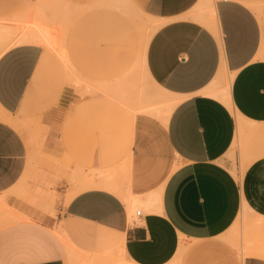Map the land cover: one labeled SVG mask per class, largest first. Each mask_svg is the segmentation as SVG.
I'll return each mask as SVG.
<instances>
[{"label": "crops", "instance_id": "1", "mask_svg": "<svg viewBox=\"0 0 264 264\" xmlns=\"http://www.w3.org/2000/svg\"><path fill=\"white\" fill-rule=\"evenodd\" d=\"M36 1L0 0V23L32 14ZM131 1L160 22L141 50L142 67L175 105L160 129L151 119L157 104L134 110L121 155L96 146L88 152L81 136L77 152L66 138L60 142L64 115L75 109L71 57L78 53L86 66L92 46L80 39L75 45L70 34L60 52L69 79L46 95L36 78L47 54L41 41L31 30L0 38V264H66L72 250L83 258L106 241L120 245L130 264H170L179 255L182 264H264L257 255L240 257L222 239L243 206L264 218V0ZM101 31V76L112 83L134 65L137 26L113 10ZM48 54L57 71V58ZM225 82L231 108L213 96ZM15 118L47 128V150L64 161L53 201L19 192L27 145ZM161 142L177 164L168 173L167 161L157 164ZM67 160L80 162L73 179ZM132 204L146 211L132 216Z\"/></svg>", "mask_w": 264, "mask_h": 264}, {"label": "rangeland", "instance_id": "2", "mask_svg": "<svg viewBox=\"0 0 264 264\" xmlns=\"http://www.w3.org/2000/svg\"><path fill=\"white\" fill-rule=\"evenodd\" d=\"M113 10L128 14L137 26L138 38L133 45L134 65L119 80L111 83L110 80H104L101 76L103 68L101 63L104 61L106 48L101 22L112 14ZM159 23L144 15L131 0H37L32 14L20 20L10 21V24L6 22L0 24L11 27L12 31V27L20 31H30L36 26L41 27L45 34L41 36V46L47 54L45 61L38 67L36 78L39 91L46 95L52 94L58 86L64 85V82L69 79L70 69L62 61L60 52L66 50L65 46L69 44L70 34L73 33L75 45H80L78 41L80 39L82 45L92 46L91 60L86 66H80L77 62L78 53L75 52V56L71 57L75 63L74 77L77 82L76 87H67L73 92L70 105H74L75 109L71 113L67 111L64 115L60 142L66 138L71 143L70 151L77 152L78 139L81 136L84 141L86 139L88 152L96 146L103 152H115L121 155L128 147L127 123L134 110L139 109L142 104H157L159 109L151 116V119L156 129H160L165 110L174 102L172 96L157 90L150 83L142 67L141 50L144 49ZM13 37L14 35L10 36V39ZM48 52L57 58V71L51 66L52 63L49 65L51 59ZM12 120L14 121L12 124L23 133L27 145L26 177L19 184L20 194L44 203L53 201L56 196L53 188L61 176L64 161L47 150L45 144L47 128L41 127L34 119ZM158 147L157 164L167 161L166 173H168L172 169L171 164L173 163L172 166L177 164L172 162L162 142L158 144ZM65 163L67 167L69 164L74 165L73 179L80 162L67 160ZM82 163L85 166L86 162ZM246 165H242L241 170H244ZM236 175L240 176V174ZM131 208L132 216L137 210L146 211V208L139 204H132ZM252 217L251 213L242 210L237 217L236 225H232L222 237L231 248L237 250L240 257L246 256L248 248L252 246L247 238V235L251 234L248 225L251 219H254ZM99 245L97 252L83 258L72 250L66 264H97L96 261L92 262L96 259L98 262L102 260L108 264H130L116 244L106 241ZM181 260L179 255L170 264H182Z\"/></svg>", "mask_w": 264, "mask_h": 264}, {"label": "bare ground", "instance_id": "3", "mask_svg": "<svg viewBox=\"0 0 264 264\" xmlns=\"http://www.w3.org/2000/svg\"><path fill=\"white\" fill-rule=\"evenodd\" d=\"M204 15H205V18H206L208 23H210V24L213 23L212 8H209L205 12ZM34 28L31 29V32H33V37L38 38L40 41H42L41 36L42 35L44 36L45 34L43 33L41 27L36 26V28L35 29ZM19 31H20L19 29L18 30L13 29V31H12L11 27H9L7 25H3V24L1 25L0 24V38H10V36L11 37L13 35L15 36V33L18 35V33H20ZM19 37L21 38V40L25 39V35H20ZM46 43H48V42H46ZM52 49H54V48H52ZM60 55H61L60 57L63 61L62 54L60 53ZM213 96L218 98L228 108H231L230 102H229V96H228V83L227 82H225L224 87H222L219 92L213 93ZM174 105H175V103L173 102L165 110V116H164L163 120H165L170 115ZM238 134H239V136L243 134V126L241 125V123H238ZM234 176L236 177V179H238L236 174H234ZM3 208H4V205L0 203V215H1V212H3ZM242 210L245 212L251 213L250 210L246 206H243ZM242 210H241V212H242ZM252 218H254V219H251V221L248 225V230L250 231L249 233H251V234L250 235L248 234L247 238H248L249 244L250 245L252 244V246L250 248H248V254L257 255V256L264 258V218L257 216V215H254ZM237 221L238 220L236 219V221L234 223L235 225H236ZM118 247L120 248V250L123 254V250H122L121 246L119 245ZM181 248L182 247H180L178 254L181 252Z\"/></svg>", "mask_w": 264, "mask_h": 264}, {"label": "built area", "instance_id": "4", "mask_svg": "<svg viewBox=\"0 0 264 264\" xmlns=\"http://www.w3.org/2000/svg\"><path fill=\"white\" fill-rule=\"evenodd\" d=\"M136 215L139 216L140 215V212H136Z\"/></svg>", "mask_w": 264, "mask_h": 264}]
</instances>
